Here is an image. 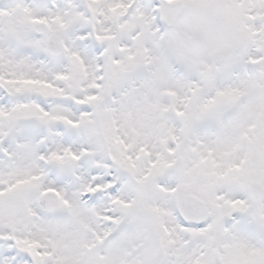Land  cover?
I'll return each instance as SVG.
<instances>
[{
  "label": "snow or ice",
  "instance_id": "1",
  "mask_svg": "<svg viewBox=\"0 0 264 264\" xmlns=\"http://www.w3.org/2000/svg\"><path fill=\"white\" fill-rule=\"evenodd\" d=\"M0 264H264V0H0Z\"/></svg>",
  "mask_w": 264,
  "mask_h": 264
}]
</instances>
